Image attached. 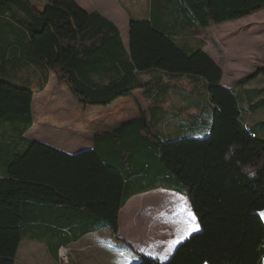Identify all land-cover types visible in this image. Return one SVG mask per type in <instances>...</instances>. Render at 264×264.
<instances>
[{"label": "trees", "instance_id": "obj_1", "mask_svg": "<svg viewBox=\"0 0 264 264\" xmlns=\"http://www.w3.org/2000/svg\"><path fill=\"white\" fill-rule=\"evenodd\" d=\"M185 27L208 28L264 8V0H169ZM0 264H14L31 223L94 224L116 236L118 214L133 196L157 189L185 198L199 230L160 262L140 256L132 264H264V141L245 131L222 72L200 48L177 47L154 11L129 21V46L118 29L72 0H46L41 10L27 0H0ZM4 45L6 47L4 48ZM11 51L10 70L2 53ZM32 67L49 75L84 106L107 107L145 91L138 74L156 70L204 82L211 124L201 139L155 136L147 114L92 136V148L69 156L26 140L32 126V92L5 80ZM6 129L1 132V129ZM29 202H52L72 213L30 212ZM43 213V214H42ZM89 224L91 226H89ZM46 231H35L42 236Z\"/></svg>", "mask_w": 264, "mask_h": 264}, {"label": "rangeland", "instance_id": "obj_2", "mask_svg": "<svg viewBox=\"0 0 264 264\" xmlns=\"http://www.w3.org/2000/svg\"><path fill=\"white\" fill-rule=\"evenodd\" d=\"M32 3L38 11L41 4H46V0H34ZM121 3L126 4L122 12L125 22L128 16L133 19L131 21H144L146 18L143 15L150 6L156 24L165 29L177 47L200 48L220 68V85L234 94L242 128L264 141V8L238 20L202 29L185 27L179 15L174 14L176 9L170 5L169 0H128ZM92 13L98 14L118 29L122 45L127 51L128 26L113 23L97 12ZM170 14L178 18V24L170 23ZM166 19H169L168 23H163ZM138 78L146 83L145 91H134L107 107L80 104L52 75L48 76L46 82H42L38 73L21 69L13 72L12 77H5V80L27 87L32 92L33 123L25 134L26 138L65 154L75 155L88 149L92 133L110 130L141 113L147 114L148 124L155 136L162 135L170 141L207 136L211 124L210 105L203 81L190 76L167 75L156 70L138 74ZM161 191L164 193L162 197L173 195L178 201H183L182 209L178 207L167 212L163 208L164 198L158 197L151 200V203L147 201L145 218L159 214V224L172 228L185 218L187 226L192 223L197 225L196 220H191L189 213L192 212L183 197L172 191ZM59 255L61 262L64 261L66 254L63 257Z\"/></svg>", "mask_w": 264, "mask_h": 264}, {"label": "crops", "instance_id": "obj_3", "mask_svg": "<svg viewBox=\"0 0 264 264\" xmlns=\"http://www.w3.org/2000/svg\"><path fill=\"white\" fill-rule=\"evenodd\" d=\"M27 1L31 7H36V5L32 3L34 0ZM72 1L84 12L88 14L97 12L113 23L119 22L118 24L124 23L128 26L129 21L133 20L129 16L126 22L123 20L122 12H124L123 7H125L126 4L121 2L125 3V1L128 0ZM170 5L172 7L177 6L174 2L170 3ZM44 6L45 4H41V9ZM151 12L150 6H148V12L143 15V17L146 18L144 21L151 18ZM169 19L171 20V24H178L179 20L174 14H170ZM169 19L163 20V23H168ZM7 21L8 20L5 17L0 18V23H6ZM120 38L122 41L121 35ZM5 47L6 45H4V48ZM186 47L189 46H185V48ZM189 48L194 49L195 47ZM2 55L5 61L4 65L9 69L12 65L10 58L11 51H6L4 49ZM25 71L35 72V69L27 67ZM41 81L44 82L42 79ZM138 117L139 115H136L130 120ZM126 122H122L110 130H103L99 133L113 131ZM1 130V132L6 131L5 128ZM25 134L24 138L29 140L26 138ZM95 134L98 133H92L89 140L90 146L86 150L92 148V136ZM67 155L72 156L71 154ZM162 194L164 193H162L161 189H157L131 197L119 211L118 232L116 236L112 235L105 226L98 225V222L93 219H88V222L94 225L82 235H78L77 231L79 225L77 223L72 224L70 227H62L61 229L53 227L47 223L42 225L31 223L27 227L28 232L22 237L19 243L15 254L14 264H118V262H120V264H132L133 262H136L140 256L148 258L156 257L153 259L165 262L171 257L176 247L188 238V236L182 238L184 235L182 230L187 229L188 226L185 217V220L174 228L166 226V224H159V221L161 220L159 214L153 216L148 215V218H145L144 209L148 207V205H146L147 201H149L148 203H151L150 201L155 198H164L163 208L167 212L172 210L170 209L171 200L175 203L178 202V199L173 195H163L162 197ZM183 199L184 201L186 200L185 198ZM182 205L183 201H181V204L176 207H180L181 210ZM32 211L36 214H40V212H54L56 214H59L60 212H67V214L76 213H72L69 208L60 206L55 207L52 205V202H43L40 204L29 202L26 214H29ZM90 224L89 226H91ZM39 230L46 231L47 233L42 236L35 235V231ZM177 241L179 242L177 243ZM60 249H62L61 253H63V255L66 254L65 260L62 262V258H60L59 255Z\"/></svg>", "mask_w": 264, "mask_h": 264}, {"label": "snow or ice", "instance_id": "obj_4", "mask_svg": "<svg viewBox=\"0 0 264 264\" xmlns=\"http://www.w3.org/2000/svg\"><path fill=\"white\" fill-rule=\"evenodd\" d=\"M185 211H187V208L185 207L184 209ZM191 220L194 222L195 221V216L192 215L191 213H189ZM260 217L261 219H264V212L260 213ZM199 230V226L196 225L195 223L189 224L187 229H183L182 232L184 233V235L182 236V238H186L187 235H190L192 232L198 231ZM179 241H177L178 243ZM123 255V254H122ZM156 258V257H153ZM118 264H120V262H118Z\"/></svg>", "mask_w": 264, "mask_h": 264}, {"label": "bare ground", "instance_id": "obj_5", "mask_svg": "<svg viewBox=\"0 0 264 264\" xmlns=\"http://www.w3.org/2000/svg\"><path fill=\"white\" fill-rule=\"evenodd\" d=\"M179 204H181V201H178L175 203L173 200H171L170 209H172V210L176 209L177 208L176 206Z\"/></svg>", "mask_w": 264, "mask_h": 264}, {"label": "built area", "instance_id": "obj_6", "mask_svg": "<svg viewBox=\"0 0 264 264\" xmlns=\"http://www.w3.org/2000/svg\"><path fill=\"white\" fill-rule=\"evenodd\" d=\"M61 250H62V249L59 250V254H61V256L63 257L64 255H63V253H61Z\"/></svg>", "mask_w": 264, "mask_h": 264}]
</instances>
